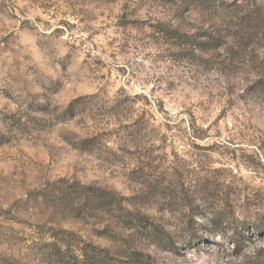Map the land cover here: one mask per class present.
Instances as JSON below:
<instances>
[{
  "label": "rangeland",
  "instance_id": "obj_1",
  "mask_svg": "<svg viewBox=\"0 0 264 264\" xmlns=\"http://www.w3.org/2000/svg\"><path fill=\"white\" fill-rule=\"evenodd\" d=\"M215 3L0 0V264H264V0Z\"/></svg>",
  "mask_w": 264,
  "mask_h": 264
},
{
  "label": "trees",
  "instance_id": "obj_2",
  "mask_svg": "<svg viewBox=\"0 0 264 264\" xmlns=\"http://www.w3.org/2000/svg\"><path fill=\"white\" fill-rule=\"evenodd\" d=\"M196 3L203 9L208 10L210 12L226 6V4L222 3L217 5L215 3V0H196ZM186 9L188 11L189 6H187ZM174 38L178 39L179 41H183L185 39V37L182 35H176ZM212 41V38H210L209 41L204 44H197L195 43V41H193V43H191V46L197 47V49L202 50V48L205 46L212 47L213 45H215ZM207 49L209 48H206V50ZM103 197V195L100 196L94 194L92 196V199L97 203H101V207L111 206V202H103ZM232 240L238 247L237 233H233ZM156 241L160 242L159 237L156 238ZM45 247L46 251L43 257L44 260L47 261V264H112L107 258L103 257L104 255L107 256V254H110L107 250L98 248L87 250L85 248L72 247L70 245L65 246V244H62L58 240H56L54 243L45 244ZM127 257L128 258L124 260L123 264H153V260L151 259V257L144 256L143 254L136 251H132V253L129 254Z\"/></svg>",
  "mask_w": 264,
  "mask_h": 264
}]
</instances>
